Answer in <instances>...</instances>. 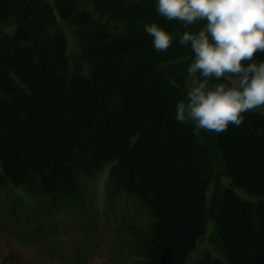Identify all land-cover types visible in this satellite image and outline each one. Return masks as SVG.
Here are the masks:
<instances>
[{"label": "trees", "instance_id": "trees-1", "mask_svg": "<svg viewBox=\"0 0 264 264\" xmlns=\"http://www.w3.org/2000/svg\"><path fill=\"white\" fill-rule=\"evenodd\" d=\"M153 20L165 24L154 0H0V187L54 203L111 163L110 190L152 214L128 264H189L208 232L224 259L206 251L193 264H264V201L234 191L264 195V111L218 135L178 124L191 53L175 43L156 53L143 32Z\"/></svg>", "mask_w": 264, "mask_h": 264}, {"label": "rangeland", "instance_id": "rangeland-1", "mask_svg": "<svg viewBox=\"0 0 264 264\" xmlns=\"http://www.w3.org/2000/svg\"><path fill=\"white\" fill-rule=\"evenodd\" d=\"M63 22L73 62L79 55V46L73 30ZM256 111L263 112L264 108ZM110 164H103L90 175H78L77 196L54 203L12 184L0 187V264L133 262L130 253L136 247L135 237L138 231L149 229L152 214L133 195L110 190ZM220 182L230 186L227 177ZM212 191L210 184L206 189L207 201ZM234 191L244 201H264V195L238 188ZM206 251L224 259L212 232L199 242L189 264H193L197 254Z\"/></svg>", "mask_w": 264, "mask_h": 264}, {"label": "clouds", "instance_id": "clouds-1", "mask_svg": "<svg viewBox=\"0 0 264 264\" xmlns=\"http://www.w3.org/2000/svg\"><path fill=\"white\" fill-rule=\"evenodd\" d=\"M154 10L165 21L143 25L154 51L175 43L191 53L174 105L178 124L218 135L264 108V0H154ZM172 22L182 31L169 30ZM166 79L181 88L174 75Z\"/></svg>", "mask_w": 264, "mask_h": 264}, {"label": "bare ground", "instance_id": "bare-ground-1", "mask_svg": "<svg viewBox=\"0 0 264 264\" xmlns=\"http://www.w3.org/2000/svg\"><path fill=\"white\" fill-rule=\"evenodd\" d=\"M62 148V151L69 155L73 151V144L70 143L66 147L63 146Z\"/></svg>", "mask_w": 264, "mask_h": 264}]
</instances>
